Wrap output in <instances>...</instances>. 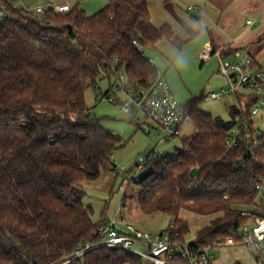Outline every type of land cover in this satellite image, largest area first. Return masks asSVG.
<instances>
[{"label":"trees","instance_id":"trees-1","mask_svg":"<svg viewBox=\"0 0 264 264\" xmlns=\"http://www.w3.org/2000/svg\"><path fill=\"white\" fill-rule=\"evenodd\" d=\"M206 1L221 11L234 2ZM107 2L93 16L78 6L40 16L0 0V264H62L98 243L97 226L107 221H93L83 183L111 170L121 139L92 117L85 92L103 79L115 81L116 71L134 87L149 88L159 73L142 49L174 37L170 27L153 25L148 0ZM222 51L223 57L235 52ZM203 99L184 108L195 132L182 150L158 157L135 181L138 206L145 215L168 217L174 241L204 249L227 239L239 245L249 222L241 209L258 199L264 183V136L257 150L246 141L229 149L235 107L225 121L201 112ZM184 214L209 218L192 240ZM82 264L153 263L98 248Z\"/></svg>","mask_w":264,"mask_h":264},{"label":"rangeland","instance_id":"rangeland-1","mask_svg":"<svg viewBox=\"0 0 264 264\" xmlns=\"http://www.w3.org/2000/svg\"><path fill=\"white\" fill-rule=\"evenodd\" d=\"M8 1H13L17 8L28 11L48 5L46 0ZM107 3V0H101L95 4V9H104ZM148 3L153 25L157 28L170 27L174 37L171 41L160 42L155 48L142 49V53L147 59L154 61L159 76L167 81L182 107L186 108L192 99L228 90L226 79L218 73L217 60L203 64L199 59L205 43L212 39L234 51L236 49L233 48L242 46L244 52L256 58L264 70V0H234L225 11L206 0H148ZM247 21L257 25L248 29L245 27ZM110 84V96L117 101L116 104L100 99L109 91ZM124 101L125 97L115 89L114 78L103 79L97 88L89 87L85 92V103L92 117L99 120L106 131L121 139V147L113 154L111 170L103 171L96 181L83 183L86 192L84 205L92 210L95 223H99L102 218L112 220L121 213L120 222L130 224L145 233L160 234L168 230L170 219L159 213L145 215L140 211L139 187L135 183L138 172L136 165L140 157L153 153L160 158H175L183 148V140L195 132V127L187 120L182 126L180 137L168 139L163 131L149 123L150 134H146L139 129V123L134 122L132 115L122 112L120 105ZM237 103L234 97L203 99L199 110L213 117L229 119V108ZM138 117L143 121L141 115ZM255 127L264 134V109L255 119ZM260 196L263 197L262 200L259 199L261 209L255 213L256 216L264 217V183ZM183 217L191 225L188 240H192L195 233L209 220L208 217L190 214H184ZM137 248L144 252L148 250L145 244L137 245ZM234 249L236 248H217L213 250V254L216 260L221 261L237 260L238 257V262L244 264L243 253L246 254V250ZM249 253L255 254L254 247L249 249Z\"/></svg>","mask_w":264,"mask_h":264},{"label":"built area","instance_id":"built-area-1","mask_svg":"<svg viewBox=\"0 0 264 264\" xmlns=\"http://www.w3.org/2000/svg\"><path fill=\"white\" fill-rule=\"evenodd\" d=\"M48 10H52L56 14H66L71 10V6L67 3L50 4L33 11L42 16ZM2 15L0 13V17ZM256 25L257 23L247 21L245 27L250 29ZM133 43L135 46H139L136 41ZM229 55V57H223L222 52L215 50L210 44H207L201 51L199 59L203 63H208L213 59L217 60L219 73L226 79L229 86L228 90L211 93L206 96V99L236 98L238 102L234 106L236 114L232 119V127L225 144L229 149H235L246 141L252 150H257L264 136L255 127V119L264 109V70L248 53L236 51ZM143 57L150 65L154 66L153 60L147 59L144 54ZM115 89L125 97V101L120 105L122 112L129 116L132 115L135 119L134 122L139 123L140 130L150 134L149 123H151L152 126L163 131L168 139L180 137L182 126L188 119L185 116L184 107L175 99L165 79L159 76L149 88L139 89L130 83L124 71H116ZM100 99L117 103L111 96H102ZM140 115L143 121L139 119ZM158 157L156 153H153L147 157L139 158L136 165L138 172L135 181ZM258 189L261 191L262 187ZM259 199L262 200L263 197L259 196L251 206L241 209V215L251 221L242 227L243 243L239 245L247 249L254 247L256 263L264 264V217L256 216L255 213L256 210L261 209ZM120 216L121 213L116 218L99 224L96 231L98 243L86 244L62 264H82L85 256L98 248L120 250L153 264H215L213 250L238 246L231 239H227L223 244L215 243L204 249L189 241L172 240L169 230L160 234L136 230L132 225L120 222ZM170 229L173 230V226ZM140 244L148 246L147 252L137 248V245ZM175 259H180L182 262H176Z\"/></svg>","mask_w":264,"mask_h":264},{"label":"crops","instance_id":"crops-1","mask_svg":"<svg viewBox=\"0 0 264 264\" xmlns=\"http://www.w3.org/2000/svg\"><path fill=\"white\" fill-rule=\"evenodd\" d=\"M53 2H54V4H65V3H67V4H69L70 6H71V8H73L74 6H78L80 9H82L85 13H86V15H88V16H93V15H91V14H97L98 13V11H100V10H102V9H100L101 7H98V8H96L95 9V4L97 3V2H99V1H101V0H52ZM52 1H48V0H46L45 1V3H47L48 5H50V4H52L53 2ZM10 2H12L13 4H14V6H15V3L13 2V1H10ZM50 2V3H49ZM52 2V3H51ZM16 7V6H15ZM17 8V7H16ZM96 12V13H95ZM207 44H210V45H212V47L216 50V48H217V50H220L221 52H223L222 50H223V45H225V44H219V43H216L213 39L211 40V41H209V42H207V43H205V45L204 46H206ZM203 46V47H204ZM230 49V48H229ZM232 49V48H231ZM233 49H236V51H240V52H244V50H243V47L242 46H239V47H235V48H233ZM235 51V52H236ZM252 56V55H251ZM256 59V58H255ZM214 60H211L209 63H212ZM256 61H257V59H256ZM202 62V61H201ZM203 63V62H202ZM218 63V62H217ZM203 64H205V63H203ZM257 64H258V66L260 67V68H262L260 65H259V63H258V61H257ZM219 68V67H218ZM219 73V72H218ZM235 106V105H234ZM234 106H231V107H234ZM212 116V115H211ZM223 119V118H222ZM223 120H225V121H229L230 120V116H229V119H223ZM234 248H236V249H234V250H239V249H241V250H246L245 252H246V254L245 253H243V260H244V264H257L256 263V259H255V256L252 254V253H249V249H247V248H245L244 246H241V245H238V246H235ZM238 252V251H237ZM215 264H240L239 262H238V257H237V260L235 259V260H224V261H221V260H216V258H215Z\"/></svg>","mask_w":264,"mask_h":264},{"label":"water","instance_id":"water-1","mask_svg":"<svg viewBox=\"0 0 264 264\" xmlns=\"http://www.w3.org/2000/svg\"><path fill=\"white\" fill-rule=\"evenodd\" d=\"M197 176V170H193L191 173V177L195 178Z\"/></svg>","mask_w":264,"mask_h":264}]
</instances>
